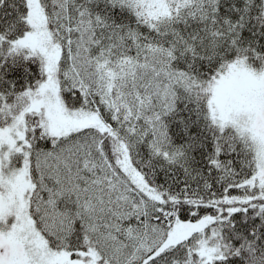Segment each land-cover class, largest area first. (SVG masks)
Segmentation results:
<instances>
[{
	"label": "snow or ice",
	"instance_id": "obj_1",
	"mask_svg": "<svg viewBox=\"0 0 264 264\" xmlns=\"http://www.w3.org/2000/svg\"><path fill=\"white\" fill-rule=\"evenodd\" d=\"M0 264H264V0H0Z\"/></svg>",
	"mask_w": 264,
	"mask_h": 264
}]
</instances>
